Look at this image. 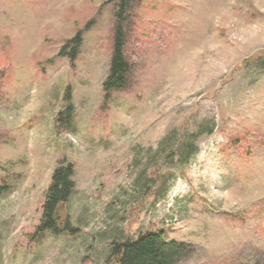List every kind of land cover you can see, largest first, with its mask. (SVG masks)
<instances>
[{"label": "rangeland", "instance_id": "rangeland-1", "mask_svg": "<svg viewBox=\"0 0 264 264\" xmlns=\"http://www.w3.org/2000/svg\"><path fill=\"white\" fill-rule=\"evenodd\" d=\"M109 1L0 0V264H105L162 231L192 245L180 264H264V60L238 69L264 52V0H139L134 83L106 104ZM92 19L72 68L57 55ZM64 158L80 232L33 238Z\"/></svg>", "mask_w": 264, "mask_h": 264}, {"label": "trees", "instance_id": "trees-1", "mask_svg": "<svg viewBox=\"0 0 264 264\" xmlns=\"http://www.w3.org/2000/svg\"><path fill=\"white\" fill-rule=\"evenodd\" d=\"M138 2L139 0L108 2L114 4L115 23L109 71L102 84L106 104L115 92L128 91L134 83L133 66L127 58L126 50L133 32L134 8ZM95 24L96 20L92 19L84 28H79L72 38L66 39L57 57L67 59L74 68L81 54L84 36ZM261 60H264V52L247 59L238 69L246 67L249 61L257 63ZM2 78L4 75L0 73V82ZM1 100L0 94V102ZM63 101L65 106L56 116V129L59 133H71L76 124V108L71 87L66 88ZM74 176V164L66 158L61 160L45 191L40 224L32 234L33 238L39 239L48 232L55 236L79 234L80 229L74 225L69 207L76 192ZM111 246L112 254L105 264H180L193 251L190 244L168 240L163 231L143 234L137 240L114 241Z\"/></svg>", "mask_w": 264, "mask_h": 264}]
</instances>
